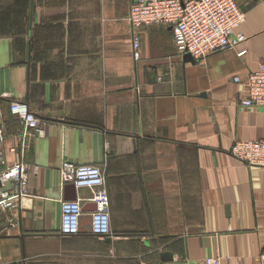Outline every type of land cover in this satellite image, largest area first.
<instances>
[{
    "label": "crops",
    "instance_id": "1",
    "mask_svg": "<svg viewBox=\"0 0 264 264\" xmlns=\"http://www.w3.org/2000/svg\"><path fill=\"white\" fill-rule=\"evenodd\" d=\"M235 1L244 43L190 61L154 25L138 31L135 62L128 0H0L4 158L30 168L28 197L0 213V264L259 263L264 168L230 151L264 138V109H240L232 81L264 62V0ZM64 163L102 171L108 237L91 234V191L62 179ZM75 201L80 233L63 236L61 202Z\"/></svg>",
    "mask_w": 264,
    "mask_h": 264
},
{
    "label": "built area",
    "instance_id": "2",
    "mask_svg": "<svg viewBox=\"0 0 264 264\" xmlns=\"http://www.w3.org/2000/svg\"><path fill=\"white\" fill-rule=\"evenodd\" d=\"M128 3L127 22L135 62L140 60L138 31L154 25L170 27L176 52L181 56H190L194 61L235 48L246 41V37L238 31L245 21V14L235 0H128ZM244 54L245 51L238 56ZM232 81L243 86L240 109H264V62L259 63L256 70L250 71L244 80L236 76ZM9 109L25 130L31 129L39 135L43 134L42 122L29 111L26 104L12 102ZM4 138L0 126V213H9L28 197L30 168L22 161L14 164L5 161ZM230 152L247 167L264 168V138L257 141H235ZM60 172L62 179L71 181L75 188L91 191L90 202L95 209L90 214V232L94 236L108 237L109 199L100 168L64 163ZM82 215L79 201L61 202L60 234L78 235ZM204 264L221 262L216 257L206 259ZM258 264H264V256Z\"/></svg>",
    "mask_w": 264,
    "mask_h": 264
},
{
    "label": "water",
    "instance_id": "3",
    "mask_svg": "<svg viewBox=\"0 0 264 264\" xmlns=\"http://www.w3.org/2000/svg\"><path fill=\"white\" fill-rule=\"evenodd\" d=\"M186 59L190 60L191 61V58L189 56H184ZM7 188L9 189V186H7Z\"/></svg>",
    "mask_w": 264,
    "mask_h": 264
}]
</instances>
